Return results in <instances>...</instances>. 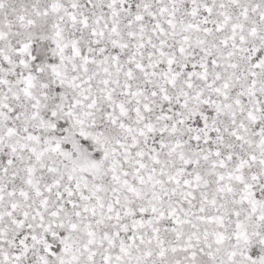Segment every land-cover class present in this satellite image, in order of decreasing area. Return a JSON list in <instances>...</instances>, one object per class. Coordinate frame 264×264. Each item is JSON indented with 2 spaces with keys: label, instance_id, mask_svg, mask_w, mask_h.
<instances>
[{
  "label": "snow or ice",
  "instance_id": "1",
  "mask_svg": "<svg viewBox=\"0 0 264 264\" xmlns=\"http://www.w3.org/2000/svg\"><path fill=\"white\" fill-rule=\"evenodd\" d=\"M0 264H264V0H0Z\"/></svg>",
  "mask_w": 264,
  "mask_h": 264
}]
</instances>
